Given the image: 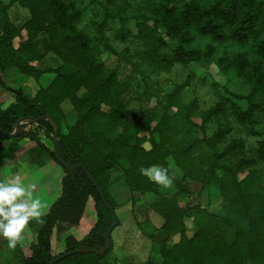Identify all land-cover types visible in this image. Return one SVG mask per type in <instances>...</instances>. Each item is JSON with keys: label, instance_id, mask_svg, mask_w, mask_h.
I'll list each match as a JSON object with an SVG mask.
<instances>
[{"label": "trees", "instance_id": "trees-1", "mask_svg": "<svg viewBox=\"0 0 264 264\" xmlns=\"http://www.w3.org/2000/svg\"><path fill=\"white\" fill-rule=\"evenodd\" d=\"M14 1L32 16L26 26L28 40L17 50L18 63L27 70L32 67L30 57L42 60L53 53L75 71L58 75L51 92L48 89L36 98L26 96L0 78L2 88L14 96L6 104L0 102V130L12 134L22 121L34 127L21 138L38 141L40 133L55 137L54 126L40 120L52 115L60 126L59 152L63 160L70 168L83 165L76 170L63 167L61 196L42 218L43 222L30 224L38 227L37 241L30 245L31 256L25 255L19 242L15 248L20 263L49 264L59 255L83 249L82 253L57 264H102L113 250L112 235L107 253L88 250L102 251L106 247V233L113 222L107 203L114 209L120 226L118 204L110 194V172H120V163L126 162L129 167L123 173L133 194L156 192L157 184L140 173L142 167L152 165L166 167L174 177L173 184L179 188L151 207L163 223L154 226L150 235L153 250L147 264H264V142L252 151V157L244 153L242 140H233L220 149L234 131L229 118L243 126L251 137L259 135L257 129L264 123V0H148L146 10L138 17L127 16L128 4L116 11L102 6L104 16L97 25L98 36H90L79 27L88 11L99 5L97 0ZM134 18L137 34L130 28ZM110 21L119 22L121 41L136 37L146 43L149 48L146 60L153 70L209 64L219 48L226 47L225 55L216 60L217 66L223 73L236 72L249 88V95L228 92L229 97L222 102L198 113L197 100L185 106L178 103L180 92L191 84L188 78L168 97L162 113L154 110L149 114L151 117L145 112L142 117L133 113L130 121V111L117 92V70H108L100 54H112L142 74L143 71L109 45L105 31ZM199 38H208L211 44L198 50L195 44ZM231 49L238 52L230 53ZM67 101L79 119L65 135L61 132L65 120L61 105ZM240 102H245L247 108ZM197 116L201 124L194 121ZM216 124H219L217 131L208 136L209 129ZM26 126L22 124L21 130ZM87 128L93 132L92 138L87 136ZM145 142L150 149L144 146ZM101 145L108 149V154L101 150ZM40 146L60 165L56 147L49 149L42 143ZM237 154L240 158L236 163L221 164ZM171 159L183 176L199 183L201 191L208 192L211 199L222 197L225 215L210 212L201 201L194 203L200 200L199 195L171 172ZM88 173L99 184L106 202ZM89 199H93L97 210L95 226L80 241L67 237L65 252L55 255V237L80 225ZM181 199L186 203L182 204ZM177 234L179 242H172Z\"/></svg>", "mask_w": 264, "mask_h": 264}, {"label": "rangeland", "instance_id": "rangeland-1", "mask_svg": "<svg viewBox=\"0 0 264 264\" xmlns=\"http://www.w3.org/2000/svg\"><path fill=\"white\" fill-rule=\"evenodd\" d=\"M97 1L99 5L88 11V15L86 14L85 20L79 26L90 36H98L97 25L102 22L104 16L102 6L116 11L122 5L128 4L127 16L138 17L146 10L148 0ZM31 19L30 11L23 8L19 3L14 0H0V78L10 87L22 90L26 96L36 98L48 89L51 92V87L58 75L72 74L75 70L65 66L53 53L43 56L42 60L38 57H30L29 63L32 67H28L27 70L18 63L19 52L17 50L28 40L29 32L26 26ZM136 22L135 18L130 22V28L135 34H137ZM119 31V22L110 21L105 31L109 45L118 53L126 56L129 61L140 65L143 74L128 64L127 61L112 54L102 52L100 58L108 70H117V92L121 95L127 110L130 111L128 116L130 121H133V113L138 114L139 117L143 116V112L150 116L149 114L154 110L162 113L168 97L178 87L185 84L188 78H191V84L187 89L180 92L178 103L185 106L197 100L199 104L198 113H203L222 102L223 99L229 97L228 92L245 97L249 95V88L237 76L236 72L223 73L217 66L216 60L225 55L226 47H220L217 56L209 64L192 63L187 66L175 65L170 68L153 70L149 69L146 60L149 53L146 43L141 42L136 37H131L128 41L123 42L119 39ZM9 33L18 34L14 36L9 35ZM209 44L211 41L208 38H199L195 48L205 50ZM236 52L238 49L230 50V53ZM213 83L218 84V87H215ZM12 99L14 96L3 89L0 84V102L6 104ZM239 104L247 108L245 102ZM61 108L65 114V120L61 124V132L67 135L70 128L77 124L79 116L69 101L63 103ZM171 113H174V110ZM229 119L234 131L220 145V149H224L233 140H242L245 143L244 153L252 157V151H255L258 145L264 142V123L257 129L259 135L251 137L247 135L243 126L238 125L232 118ZM194 121L201 124L200 116L195 117ZM223 123L225 124V121ZM23 125L27 126L21 130V135L18 138L0 139V182L6 183L20 175L26 184H35L34 194L47 204L44 215L46 216L51 206L61 196L65 172L63 167L51 159L40 146L42 143L44 147L54 149L55 137L40 133L38 134V141H33L31 138H21L34 127L25 122ZM218 126L219 124L213 125L207 135L212 136L217 131ZM198 132L200 136H203L200 129ZM86 134L90 138L93 136L90 128H87ZM135 137L138 135L135 134ZM144 146L147 149L151 148L147 142L144 143ZM101 150L105 154L109 153L103 145H101ZM239 158L240 155L237 154V156L227 162L223 161L221 164H234ZM128 167V163L122 162L119 165L120 172H110V194L118 204L117 214L119 215L120 226L112 233L113 250L102 261V264H147L153 250L150 235L154 233V226L159 227L163 223L161 217L152 212L151 207L159 202L164 195L174 194L179 190L175 184L170 188L157 185L158 188L155 193L133 194L126 184L123 173ZM170 169L180 182L190 185L193 191L199 195L200 200H196L194 203L201 201L210 212L226 214L222 208V197L211 199L208 192H202L199 183H192L183 176L174 159L170 160ZM262 181L264 186V175ZM181 203L185 204L186 200L181 199ZM96 222L95 203L93 199H89L80 225L67 228L64 234L55 237L53 241L54 254L59 255L65 252V239L67 237L73 236L79 241L85 238ZM190 228L189 235L193 234L192 227ZM37 234L38 227L33 228L29 225L23 238L19 241L28 257L31 256L30 245L37 241ZM179 240L180 236L177 234L173 237L172 242H179ZM0 264H21L15 254V249H10L7 240L2 237H0Z\"/></svg>", "mask_w": 264, "mask_h": 264}, {"label": "clouds", "instance_id": "clouds-1", "mask_svg": "<svg viewBox=\"0 0 264 264\" xmlns=\"http://www.w3.org/2000/svg\"><path fill=\"white\" fill-rule=\"evenodd\" d=\"M140 173L164 188L174 182L169 170L159 165L142 167ZM35 190L36 185L26 184L20 175L0 182V237L7 240L10 249L17 247L31 222H43L47 204L34 194Z\"/></svg>", "mask_w": 264, "mask_h": 264}, {"label": "water", "instance_id": "water-1", "mask_svg": "<svg viewBox=\"0 0 264 264\" xmlns=\"http://www.w3.org/2000/svg\"><path fill=\"white\" fill-rule=\"evenodd\" d=\"M40 120H47L49 121L55 128V139H54V145L56 147V150H57V158H58V161L60 163V165L62 167H64L66 170H76L78 168H81L83 167V165L79 164L75 167H72L70 168V166L68 164H66V162L63 160L60 152H59V136H60V126L59 124L56 122L55 118L52 116V115H47L43 118H41ZM36 120H30V122H35ZM23 124L22 121L18 122V125H17V128L16 130L14 131V133L12 134H9L5 131H2L0 130V139L2 140H5V139H13V138H18L20 135H21V125ZM88 177L90 179V181L92 182L93 186L95 187V189L97 190L99 196L101 197V199L106 202V198H105V194L103 193L102 189L100 188L99 184L97 183V181L95 180V178L88 173ZM107 207L108 209L110 210V213L112 215V225L111 227L108 229L107 233H106V247L102 250V251H99V250H88L89 253H96V254H100L101 252L103 253H107L110 248H111V235L113 233V231L118 227V219H117V216L115 214V211L114 209L112 208L111 204H108L107 203ZM83 252V249H77L75 251H69V252H66L62 255H59L57 258H55L51 263L49 264H57L69 257H72V256H75V255H78L80 253Z\"/></svg>", "mask_w": 264, "mask_h": 264}, {"label": "crops", "instance_id": "crops-1", "mask_svg": "<svg viewBox=\"0 0 264 264\" xmlns=\"http://www.w3.org/2000/svg\"><path fill=\"white\" fill-rule=\"evenodd\" d=\"M175 243H177V242H175ZM121 263V262H120ZM148 263V262H147ZM121 264H123V263H121Z\"/></svg>", "mask_w": 264, "mask_h": 264}]
</instances>
